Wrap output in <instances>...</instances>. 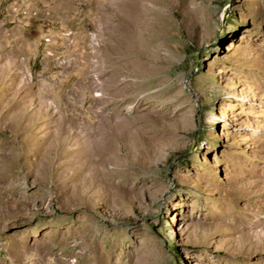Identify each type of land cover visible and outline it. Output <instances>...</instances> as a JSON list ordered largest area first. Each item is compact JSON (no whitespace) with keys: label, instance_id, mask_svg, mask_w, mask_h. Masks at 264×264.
<instances>
[{"label":"rangeland","instance_id":"1","mask_svg":"<svg viewBox=\"0 0 264 264\" xmlns=\"http://www.w3.org/2000/svg\"><path fill=\"white\" fill-rule=\"evenodd\" d=\"M0 264H264V0H0Z\"/></svg>","mask_w":264,"mask_h":264},{"label":"bare ground","instance_id":"2","mask_svg":"<svg viewBox=\"0 0 264 264\" xmlns=\"http://www.w3.org/2000/svg\"><path fill=\"white\" fill-rule=\"evenodd\" d=\"M251 132V131H250Z\"/></svg>","mask_w":264,"mask_h":264}]
</instances>
